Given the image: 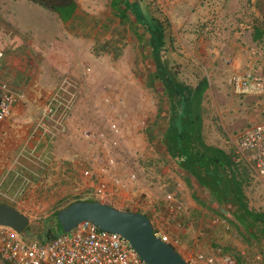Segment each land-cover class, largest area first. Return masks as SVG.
Listing matches in <instances>:
<instances>
[{"label": "rangeland", "instance_id": "obj_1", "mask_svg": "<svg viewBox=\"0 0 264 264\" xmlns=\"http://www.w3.org/2000/svg\"><path fill=\"white\" fill-rule=\"evenodd\" d=\"M26 1L25 8H14L7 0H0V51L4 58L8 53L6 45L20 41L21 57L10 56L19 58L25 70L21 74L12 71L6 80L0 68V83H5L19 97L14 110L22 115L0 149V203L29 214L25 215L30 219L29 231L22 233L39 241L44 225L53 220L56 212L74 202L95 200L98 185L104 183L112 199L108 205L146 213L152 221L163 223L168 218L164 204L167 195L188 206L186 217L195 214L194 207H200V215L212 226L215 235L206 248L220 245L224 252H233L238 259L245 256L247 264H264L257 250L236 232L238 226L233 218L227 221L230 235H224L220 225L211 224L213 217L225 211L191 177L176 168L161 145L168 100L156 76L147 27L153 22L159 24L163 35L159 59L174 71L179 81L195 87L206 80L201 107L202 133L207 144L234 155L238 133L264 120V95L235 94L229 80L236 72L228 68V57L197 55L199 50L195 47L209 48V41L192 40L190 30V39L181 35L183 25L169 23L158 0H134L149 26L135 19V12L125 4L130 0H69L70 10L50 8L48 0H34L40 7H34L31 13L33 0ZM72 13L68 29L77 33L82 46H77L76 55L64 62L76 69L81 65L77 54L86 52L82 67L89 72L83 83L70 72L57 76L51 43L39 39L36 33L32 38L24 30L27 19L53 23L57 17L69 19ZM18 18L24 21L20 26ZM36 47L43 51L38 49L34 53ZM214 60L219 61L221 69H216ZM252 74L264 77V72ZM64 79L75 94L67 120L49 141L30 144L27 149H34V157L28 158L24 151L20 152L25 135ZM111 124L116 125V133L110 129ZM110 159L114 160L112 166L108 164ZM246 168L244 191L249 208L256 211L264 206L259 204L263 202V191ZM85 171H89V176H84ZM23 178L29 179V183H24ZM190 203L195 206H189ZM184 213H174L176 222ZM223 236L240 245H227ZM0 264L8 263L0 259Z\"/></svg>", "mask_w": 264, "mask_h": 264}, {"label": "crops", "instance_id": "obj_2", "mask_svg": "<svg viewBox=\"0 0 264 264\" xmlns=\"http://www.w3.org/2000/svg\"><path fill=\"white\" fill-rule=\"evenodd\" d=\"M25 1L7 0L9 6L14 8H25ZM158 1L160 2L169 23L172 24L178 22V24L183 25V29L181 30L184 32V34L181 35H188V31L190 30L193 33L192 40L209 41V48L204 45H200L201 47H195L196 50H199L196 52L197 55H209L216 58L226 56L228 57L226 63L229 62L228 68L234 72L241 73L240 71L242 70H246L244 72L252 73L264 72V59H262L264 54V0ZM18 2L22 5L18 4ZM47 3V6L50 8L68 10L71 6L69 0H48ZM30 4V13L34 7H40V4L38 2H34V0ZM125 4L126 6L130 7L131 12H135L133 16L135 19H137L139 10L137 3L134 2V0H130L129 2L125 1ZM70 19L73 20V13L72 16H69V19L68 16L61 19H58L57 17V19H54L53 23L50 21V23H48V21H45V19H42L38 22L35 20V18H30L26 20L24 26L27 28L24 30H27V32L31 33L29 34L31 36L32 34L36 33L39 39H42V41L47 40L51 43V53H53L52 55L56 57L55 70L57 72H55V74L57 73V76L65 72H70L72 75L76 76V78L80 80L81 83H83L82 79L89 72L88 69L82 67V58L87 56L86 52L82 50V53L77 54L80 56L77 61L81 63V65H77L76 69H74V67H69V64L67 65L64 62L67 59L70 60V58L75 54V49L77 46H82L81 38L77 36V33L74 32L73 29H68ZM16 22L20 26V23H23L24 21L22 18H18ZM188 24H192L193 26L190 28L188 27ZM34 37L35 36H32V38ZM188 38L190 39L189 35ZM11 44L9 43L6 45L8 53L4 54V58L0 62L2 75L5 79L7 76H10L14 70H17L19 74L25 71L23 68H21L23 62L17 60L19 59L17 57L10 56L18 55V57H21L19 55L22 52L23 47L20 45V41H17V44ZM38 49L39 48L36 47L34 49V53H36ZM42 49L43 48L39 50L43 51ZM214 62L217 64V66H219H216V69H221V64H219V61L214 60ZM21 116L22 115L19 116L15 110H12L11 114L3 120L0 127V149L4 144L7 143L6 139L10 135L12 128L14 129V122ZM259 183L261 184L263 191V202L259 204L264 205V183L261 181H259ZM189 206L194 207L195 204L190 203ZM16 209L24 215L28 214L19 208ZM186 210H188V206L183 205V211L185 213ZM193 210L195 213L193 216L187 215L186 217V214L183 212L185 215H183L182 219H179L177 222L173 216L171 219H167L162 223L159 222V220L152 221L146 213L142 214L146 215L150 221H152L155 227L165 232V234L168 236V239H170L167 241H177L176 245L172 243L171 246L182 256H185V253H209V251L213 250V248L220 249V245H215V247L212 249L206 248L208 241L213 238V236L215 237L212 226L210 228L209 224H207V221H204L202 215H200V207H194ZM256 211L264 213V206L261 207V209H256ZM222 213L223 215H220L216 218L225 220L226 223L217 225H220L224 235H230V233L232 234L231 226L227 221L229 220L228 218H231V216H229V214L226 212ZM200 216L202 219H200ZM176 223H180V225L177 226ZM235 224L238 226L237 230L235 229L236 232L242 235L241 239L246 241L249 246L251 245L253 248H255L257 253H259L258 257L260 260L264 261V250L262 248L264 247V242L261 243L259 240L255 241V236H250V234L244 231L242 227L237 224V222ZM243 235H245V237H243ZM234 236H237V234L235 233ZM223 239L227 245H240L238 241H234L232 239L227 240V237L225 236L222 237V240ZM259 243L262 247L259 246L258 248ZM224 253L231 255L239 264H247V262H244L247 261L245 256H243L242 259L239 257V259H241L239 261L238 257L235 256L236 254L233 252L229 253L225 251Z\"/></svg>", "mask_w": 264, "mask_h": 264}, {"label": "built area", "instance_id": "obj_3", "mask_svg": "<svg viewBox=\"0 0 264 264\" xmlns=\"http://www.w3.org/2000/svg\"><path fill=\"white\" fill-rule=\"evenodd\" d=\"M2 58L3 53L0 51V62ZM229 82L237 95H264V77L250 72H236L231 75ZM68 85L64 79L46 100L22 142L20 152L24 151V156L34 157V149L28 150L29 145L49 141L66 122L75 95L68 89ZM18 100L19 97L5 83H0V127ZM110 129L114 133L118 131L114 124L110 125ZM234 155L237 162L242 163L258 181L264 183V120L238 133ZM108 164L112 166L114 160L110 159ZM84 176H89V171H85ZM23 181L29 183V179L23 178ZM95 197L96 201L105 204L112 200L104 183L98 185ZM164 204L167 219H171L174 213L184 212L182 203L172 195L164 198ZM223 223H226L225 220L216 217L211 221L212 225ZM154 233L165 241L170 240L163 230L158 231L155 226ZM27 237L9 227L0 226V259L8 264H146L127 240L118 234L100 230L91 222H82L69 233H61L45 243ZM167 242L170 245L177 244L176 240ZM182 258L185 264H239L221 248H213L209 253H185Z\"/></svg>", "mask_w": 264, "mask_h": 264}, {"label": "trees", "instance_id": "obj_4", "mask_svg": "<svg viewBox=\"0 0 264 264\" xmlns=\"http://www.w3.org/2000/svg\"><path fill=\"white\" fill-rule=\"evenodd\" d=\"M144 17L138 10L136 20L149 26L148 19ZM147 29L151 36L156 76L168 100L167 125L161 137V145L176 168L191 177L244 231L255 236V241L263 243L264 213L248 206L243 185L247 177L246 167L236 161L235 155L207 144L203 138L201 105L207 88L206 80L195 87L179 81L174 71L159 59L158 54L163 46L159 24L153 22ZM56 213L53 220L44 225V232L38 236L39 242H48L63 233ZM24 231L28 232L29 227ZM259 246L262 247L260 243Z\"/></svg>", "mask_w": 264, "mask_h": 264}, {"label": "water", "instance_id": "obj_5", "mask_svg": "<svg viewBox=\"0 0 264 264\" xmlns=\"http://www.w3.org/2000/svg\"><path fill=\"white\" fill-rule=\"evenodd\" d=\"M63 233H69L82 222L115 233L128 241L146 264H185L182 256L154 233L149 218L139 212L123 211L99 201H78L56 213ZM30 219L15 208L0 203V226L24 232Z\"/></svg>", "mask_w": 264, "mask_h": 264}, {"label": "clouds", "instance_id": "obj_6", "mask_svg": "<svg viewBox=\"0 0 264 264\" xmlns=\"http://www.w3.org/2000/svg\"><path fill=\"white\" fill-rule=\"evenodd\" d=\"M93 201H96V200H93ZM108 205V204H107ZM120 210V209H119ZM142 214V213H141ZM150 220V219H149ZM151 223H152V221H151ZM152 225H153V223H152ZM153 228H154V225H153ZM165 241V240H164ZM165 242H167V241H165ZM168 243V242H167ZM169 244V243H168Z\"/></svg>", "mask_w": 264, "mask_h": 264}]
</instances>
